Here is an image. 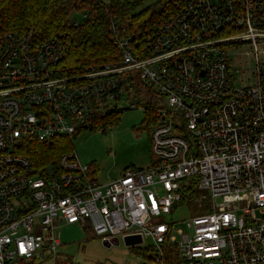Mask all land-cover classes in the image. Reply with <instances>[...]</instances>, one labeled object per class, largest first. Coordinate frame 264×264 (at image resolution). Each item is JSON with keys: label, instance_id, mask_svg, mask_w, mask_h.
Instances as JSON below:
<instances>
[{"label": "built area", "instance_id": "obj_1", "mask_svg": "<svg viewBox=\"0 0 264 264\" xmlns=\"http://www.w3.org/2000/svg\"><path fill=\"white\" fill-rule=\"evenodd\" d=\"M165 2L142 27L112 15L120 58L75 72L65 69L59 35L0 30V264L55 261L57 221L110 243L149 237L158 264L174 247L183 264H264V0ZM244 44L255 49V81L236 87L229 49ZM140 82L152 88L146 103L159 107L149 166L104 185L70 150L38 173L26 145L91 130L122 112ZM197 186L210 204L178 241L163 217L202 206Z\"/></svg>", "mask_w": 264, "mask_h": 264}, {"label": "rangeland", "instance_id": "obj_2", "mask_svg": "<svg viewBox=\"0 0 264 264\" xmlns=\"http://www.w3.org/2000/svg\"><path fill=\"white\" fill-rule=\"evenodd\" d=\"M134 1V0H129ZM161 0H146L135 12L153 5ZM161 6V4L159 5ZM162 7V6H161ZM83 14V12H82ZM86 17L77 11L72 12L71 21H83ZM264 50V44L259 45ZM255 49L248 44L229 49L230 64L233 67L236 87H243L255 81L252 78V68L255 63ZM142 87L139 93H127L120 100V121L107 127L106 130H83L76 138L72 137L73 149L83 164L91 165L92 176L101 184H107L119 177L127 168L147 167L153 160L151 150V127L145 124L146 101L152 98ZM136 104L133 108L131 105ZM193 185V179L190 180ZM207 198L194 204H180L172 214L164 215L163 219L174 222L173 235L179 241V231L188 232L187 219L202 214L209 206L211 196L209 190L197 186L193 196ZM54 233L62 245L57 249L56 258L45 260L43 264H158L150 255L153 241L146 237L139 245H126L123 237L118 245H104L100 237L94 236L89 227L80 224L56 222ZM188 264V263H185Z\"/></svg>", "mask_w": 264, "mask_h": 264}, {"label": "trees", "instance_id": "obj_3", "mask_svg": "<svg viewBox=\"0 0 264 264\" xmlns=\"http://www.w3.org/2000/svg\"><path fill=\"white\" fill-rule=\"evenodd\" d=\"M146 0H0V30H34L40 38L47 39L59 35L65 44L63 62L65 69L75 72L85 66L114 61L120 58L119 47L110 27L112 15L130 19L133 25L142 27L160 18L166 2L161 0L149 7L135 12ZM161 4V6H159ZM87 10L83 21L75 23L70 16L74 10ZM140 87L143 83L140 82ZM149 93L152 88H146ZM159 107L152 101L146 103L145 124L152 127L158 122ZM121 112L109 117L99 118L91 130H106L120 121ZM61 136L54 141H31L23 152L33 160L39 174L44 175L52 163L73 149L72 137ZM90 167H92L90 165ZM94 171H90V174ZM193 194V190H192ZM166 257V264H183L175 247ZM150 256V255H148ZM78 264V263H71Z\"/></svg>", "mask_w": 264, "mask_h": 264}, {"label": "water", "instance_id": "obj_4", "mask_svg": "<svg viewBox=\"0 0 264 264\" xmlns=\"http://www.w3.org/2000/svg\"><path fill=\"white\" fill-rule=\"evenodd\" d=\"M124 241L126 243V245L128 246H132V245H139L142 243V238L141 237H135V236H125ZM104 245L110 247L112 244L118 245L120 243V238L119 237H115L113 239V241L107 242V241H103Z\"/></svg>", "mask_w": 264, "mask_h": 264}]
</instances>
